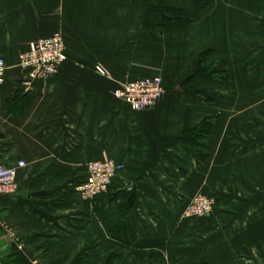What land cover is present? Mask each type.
<instances>
[{"label": "crops", "instance_id": "obj_1", "mask_svg": "<svg viewBox=\"0 0 264 264\" xmlns=\"http://www.w3.org/2000/svg\"><path fill=\"white\" fill-rule=\"evenodd\" d=\"M200 1L0 0V161L25 163L0 195V264H264V0ZM169 8L190 25L163 27ZM56 33L65 60L27 84L18 55ZM207 51L226 84L190 78ZM145 76L163 99L132 111L115 90ZM209 119L199 161L181 137ZM109 158L123 170L82 199ZM199 193L212 215L186 217Z\"/></svg>", "mask_w": 264, "mask_h": 264}, {"label": "built area", "instance_id": "obj_2", "mask_svg": "<svg viewBox=\"0 0 264 264\" xmlns=\"http://www.w3.org/2000/svg\"><path fill=\"white\" fill-rule=\"evenodd\" d=\"M66 58L65 45L60 33L30 42L18 55L17 66L23 71L26 83L37 79H45L57 73ZM7 69L5 60L0 57V88ZM94 70L102 76H108L105 69L94 66ZM115 96L132 111H145L159 104L164 96L161 78L145 76L127 80L116 90ZM25 166L18 161L15 166H6L0 161V195L15 193L17 189V169ZM124 165L113 159L91 161L86 164L85 179L76 186L82 199L91 200L107 192L113 179ZM214 201L205 194H196L184 211L186 217H205L213 213Z\"/></svg>", "mask_w": 264, "mask_h": 264}, {"label": "trees", "instance_id": "obj_3", "mask_svg": "<svg viewBox=\"0 0 264 264\" xmlns=\"http://www.w3.org/2000/svg\"><path fill=\"white\" fill-rule=\"evenodd\" d=\"M197 10L202 11L203 4L200 0H194ZM190 25V20L187 19L182 10L178 8H169L167 10V16L165 18V23L163 27L174 28L183 30ZM210 52L207 51L201 54V63L198 69L191 74V79L202 78L210 83L217 82L222 85L227 83V76L224 73H219L215 71L214 62L208 59ZM208 59V60H207ZM21 88L18 89L15 98L8 102L9 109L12 108L13 104L18 102L23 103V97L21 98ZM212 121H203L196 129L191 131H185L181 137V145L185 152L193 156L199 161L205 160L204 148L206 141L209 138L212 129Z\"/></svg>", "mask_w": 264, "mask_h": 264}, {"label": "rangeland", "instance_id": "obj_4", "mask_svg": "<svg viewBox=\"0 0 264 264\" xmlns=\"http://www.w3.org/2000/svg\"><path fill=\"white\" fill-rule=\"evenodd\" d=\"M213 200V199H212ZM212 215V214H211ZM211 215H209V216H211ZM205 217H208V216H205Z\"/></svg>", "mask_w": 264, "mask_h": 264}]
</instances>
